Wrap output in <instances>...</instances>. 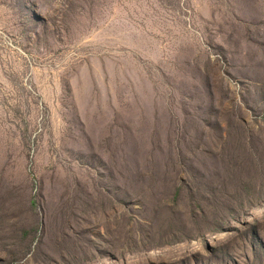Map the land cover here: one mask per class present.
<instances>
[{
  "label": "rangeland",
  "instance_id": "1",
  "mask_svg": "<svg viewBox=\"0 0 264 264\" xmlns=\"http://www.w3.org/2000/svg\"><path fill=\"white\" fill-rule=\"evenodd\" d=\"M0 264H264V0H0Z\"/></svg>",
  "mask_w": 264,
  "mask_h": 264
}]
</instances>
